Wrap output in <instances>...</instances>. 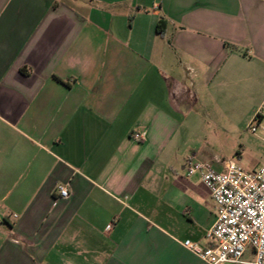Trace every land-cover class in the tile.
<instances>
[{
  "label": "crops",
  "instance_id": "obj_1",
  "mask_svg": "<svg viewBox=\"0 0 264 264\" xmlns=\"http://www.w3.org/2000/svg\"><path fill=\"white\" fill-rule=\"evenodd\" d=\"M263 102L264 0H0V264H205L185 161Z\"/></svg>",
  "mask_w": 264,
  "mask_h": 264
},
{
  "label": "built area",
  "instance_id": "obj_2",
  "mask_svg": "<svg viewBox=\"0 0 264 264\" xmlns=\"http://www.w3.org/2000/svg\"><path fill=\"white\" fill-rule=\"evenodd\" d=\"M249 130L254 135L264 132V102ZM132 138L142 142L146 134L135 133ZM185 170L189 177L200 175L217 217L206 234V246L189 240L183 246L205 264H264V163L259 170L248 172L228 160L217 170L191 155ZM56 192L58 199L71 198L69 185L57 186Z\"/></svg>",
  "mask_w": 264,
  "mask_h": 264
},
{
  "label": "rangeland",
  "instance_id": "obj_3",
  "mask_svg": "<svg viewBox=\"0 0 264 264\" xmlns=\"http://www.w3.org/2000/svg\"><path fill=\"white\" fill-rule=\"evenodd\" d=\"M251 121L252 119L241 131V134L233 136L228 142L212 136L204 137L203 143L210 150V155L219 162L234 161L239 167L248 172L259 170L264 163V132H258L254 135L249 130ZM238 151L242 154L239 155Z\"/></svg>",
  "mask_w": 264,
  "mask_h": 264
},
{
  "label": "trees",
  "instance_id": "obj_4",
  "mask_svg": "<svg viewBox=\"0 0 264 264\" xmlns=\"http://www.w3.org/2000/svg\"><path fill=\"white\" fill-rule=\"evenodd\" d=\"M162 26H164V23L161 21V22L159 23V30H161V33L163 32V28H162Z\"/></svg>",
  "mask_w": 264,
  "mask_h": 264
}]
</instances>
